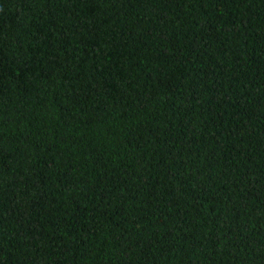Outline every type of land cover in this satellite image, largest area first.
<instances>
[{
    "label": "trees",
    "instance_id": "obj_1",
    "mask_svg": "<svg viewBox=\"0 0 264 264\" xmlns=\"http://www.w3.org/2000/svg\"><path fill=\"white\" fill-rule=\"evenodd\" d=\"M0 264H264V0H0Z\"/></svg>",
    "mask_w": 264,
    "mask_h": 264
}]
</instances>
